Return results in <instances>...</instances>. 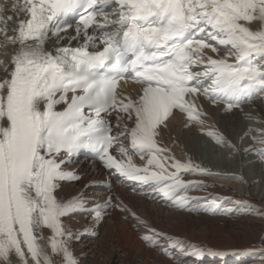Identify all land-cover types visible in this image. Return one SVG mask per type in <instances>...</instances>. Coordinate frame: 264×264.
Returning a JSON list of instances; mask_svg holds the SVG:
<instances>
[{
  "label": "snow or ice",
  "instance_id": "snow-or-ice-1",
  "mask_svg": "<svg viewBox=\"0 0 264 264\" xmlns=\"http://www.w3.org/2000/svg\"><path fill=\"white\" fill-rule=\"evenodd\" d=\"M0 50V264H80L72 246L88 229L66 221L87 213L95 225L109 209L165 255L202 257L204 248L156 229L112 185L136 182L175 208L214 212L220 197L189 196L206 185L184 174L247 182L242 171L177 158L161 137L178 113L203 125L205 102L244 113L241 105L264 93V0H14L0 5ZM128 78L141 86L135 95L121 88ZM208 135L242 150L223 133ZM245 137L243 152L264 166V126ZM83 150L109 171L84 189L103 184L107 194L62 198L64 182L82 179L73 164ZM225 211L264 218V207L246 200ZM244 251L264 259V243Z\"/></svg>",
  "mask_w": 264,
  "mask_h": 264
},
{
  "label": "bare ground",
  "instance_id": "bare-ground-1",
  "mask_svg": "<svg viewBox=\"0 0 264 264\" xmlns=\"http://www.w3.org/2000/svg\"><path fill=\"white\" fill-rule=\"evenodd\" d=\"M245 112H252L264 118V100L253 103ZM214 117L216 125L241 147V152L232 153L226 147L221 150L196 131L186 130L182 133L177 131L178 135L182 137L188 150L202 160L203 164L212 169L218 167L219 170L237 174L242 171L247 182L236 185L232 181H224L229 186H235L234 192L239 199H250L264 207V166H261L254 156L243 152L246 146L240 141L251 121L245 115L236 112L226 115L217 112ZM91 173L86 174L79 186L63 187L62 195H71L76 189L82 188L85 183L94 179L96 175ZM227 191L233 190L228 188ZM133 200L134 205L136 207L141 205L144 208L142 211L157 226L174 235L187 236L212 248L246 250L256 241H264V218L251 215H243L239 219L193 216L166 211L163 206L149 203L143 197H134ZM111 216L112 219L102 225L97 239H87L88 231L94 230L88 229L84 232L85 239L80 238L73 243L72 250L80 264H181L177 261L179 258H169L157 247L146 243L142 239L143 234L138 229L139 226H134L136 223L132 219H125L124 215L117 211ZM66 222L77 229L78 221ZM191 264L194 263L191 261Z\"/></svg>",
  "mask_w": 264,
  "mask_h": 264
},
{
  "label": "rangeland",
  "instance_id": "rangeland-1",
  "mask_svg": "<svg viewBox=\"0 0 264 264\" xmlns=\"http://www.w3.org/2000/svg\"><path fill=\"white\" fill-rule=\"evenodd\" d=\"M255 240H257V239H255ZM255 240H253V241H255ZM256 242H258V241H256Z\"/></svg>",
  "mask_w": 264,
  "mask_h": 264
}]
</instances>
